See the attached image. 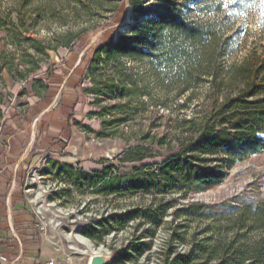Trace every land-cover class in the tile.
<instances>
[{
  "label": "trees",
  "instance_id": "16d2710c",
  "mask_svg": "<svg viewBox=\"0 0 264 264\" xmlns=\"http://www.w3.org/2000/svg\"><path fill=\"white\" fill-rule=\"evenodd\" d=\"M122 1L13 0L0 6L6 42L0 50V103H5L4 70L28 80L49 51L73 50L100 20L115 18ZM130 5L136 16L128 28L94 50L85 91L101 110L90 115L101 117L100 137L129 139L123 126L148 119L151 109L152 127L164 131H143L140 144L119 157L121 163H141L128 173L110 165L89 174L52 162L56 176L110 198L113 210L81 233L99 242L133 223L131 241L113 263H136L168 226L159 264H264V195H248L230 206L191 202L173 212L183 224L166 220L171 195L221 185L228 170L264 153V51L256 45L236 57L241 34H228L234 16L249 15L259 0H130ZM52 24L59 28L51 35H33L51 31ZM48 81L33 78V93L45 98ZM141 192L155 194L150 205L117 209L123 204L118 196ZM200 219L207 224L193 227ZM180 244L187 245L184 252Z\"/></svg>",
  "mask_w": 264,
  "mask_h": 264
},
{
  "label": "rangeland",
  "instance_id": "374dc122",
  "mask_svg": "<svg viewBox=\"0 0 264 264\" xmlns=\"http://www.w3.org/2000/svg\"><path fill=\"white\" fill-rule=\"evenodd\" d=\"M184 1L190 4L192 0ZM11 2L13 0H0V6L5 9ZM134 16L136 15L130 0H123L120 12L115 18L100 20V26L86 35L73 50L59 48L49 51L50 57L42 62L41 69L31 73L28 80L14 79L6 70L2 73L5 103H0L3 111V116L0 115V157L6 158L14 153L18 155L25 150L37 160L34 165L29 163L28 159L25 161L16 171V182L17 186L22 188L21 194H29L32 206L38 214L36 217L43 224L47 235L55 241L50 243V248L56 252L54 259L58 264H89L92 254L77 249H82V246L74 239L72 232L79 230L83 235L80 231L83 226L107 216L113 207L108 203L110 198L90 191L86 183L80 187L65 175L56 176L52 162L68 164L89 174H93L95 170L102 171L110 165L128 173L133 166L141 163H121L119 157L128 148L140 144L143 131L150 132L151 135L164 131V127H152L155 114L151 109L148 119L123 126V131L129 139L100 137L97 134L101 130V117L90 115L91 112L101 110L94 105L93 95L85 91V88L90 86L86 74L94 50L115 34L124 32ZM50 28L51 31L41 29L33 35L44 38L59 27L52 24ZM234 32L240 33L243 41L242 48L235 53L236 57L249 52L256 45L259 51H264V7L261 4L256 6L249 15L236 14L228 34ZM3 38L5 34L0 33V50L6 44ZM36 77L49 79L50 90L43 99L36 96L32 90V79ZM150 149L154 152L155 145H151ZM38 154L40 155L37 156ZM154 161H160V158L146 162ZM9 173L13 176L15 174L8 164H4L0 159V182L2 179L7 180ZM68 190H71V193H68ZM248 195H264V153L254 155L228 170L221 185L191 192L187 196L178 193L171 195L169 199L173 204L166 220L176 218L173 212L191 202L230 206ZM154 197L155 194L142 192L131 197L118 196L123 204L117 209L147 206L152 203ZM176 219L182 224L185 222L181 216ZM207 222V219H200L194 222L193 227L205 226ZM133 229L131 223L126 230L111 233L99 242L83 236L89 238L97 247L102 246L111 256H115L120 249L128 247ZM168 230V226L159 230L151 249L136 263L126 261L111 264H159L161 259L158 251ZM186 248V244H180L178 250L184 252Z\"/></svg>",
  "mask_w": 264,
  "mask_h": 264
},
{
  "label": "crops",
  "instance_id": "0c3cea01",
  "mask_svg": "<svg viewBox=\"0 0 264 264\" xmlns=\"http://www.w3.org/2000/svg\"><path fill=\"white\" fill-rule=\"evenodd\" d=\"M33 156L22 150L18 155L0 157L15 172L0 182V252L8 258L2 261L4 264H47L56 253L50 248V243L55 241L36 217L29 194H21L22 188L16 182V171L27 159L33 165L36 163Z\"/></svg>",
  "mask_w": 264,
  "mask_h": 264
},
{
  "label": "bare ground",
  "instance_id": "6f19581e",
  "mask_svg": "<svg viewBox=\"0 0 264 264\" xmlns=\"http://www.w3.org/2000/svg\"><path fill=\"white\" fill-rule=\"evenodd\" d=\"M72 235H73L74 239L78 242V244H80L82 246V249L77 248V249L81 250L82 252L88 251L91 254H93L95 252H100L103 250L102 246L97 247L89 238L81 235L77 231H73Z\"/></svg>",
  "mask_w": 264,
  "mask_h": 264
},
{
  "label": "water",
  "instance_id": "95a60500",
  "mask_svg": "<svg viewBox=\"0 0 264 264\" xmlns=\"http://www.w3.org/2000/svg\"><path fill=\"white\" fill-rule=\"evenodd\" d=\"M79 233V230H77ZM115 256H111L108 251L103 249L100 252H95L91 255L89 264H111Z\"/></svg>",
  "mask_w": 264,
  "mask_h": 264
},
{
  "label": "built area",
  "instance_id": "2783aa9c",
  "mask_svg": "<svg viewBox=\"0 0 264 264\" xmlns=\"http://www.w3.org/2000/svg\"><path fill=\"white\" fill-rule=\"evenodd\" d=\"M7 259H8L7 256H5L0 252V260H1L0 264H4L2 263V261H7ZM47 264H58V262L56 259H50L48 260Z\"/></svg>",
  "mask_w": 264,
  "mask_h": 264
},
{
  "label": "snow or ice",
  "instance_id": "6c2138e0",
  "mask_svg": "<svg viewBox=\"0 0 264 264\" xmlns=\"http://www.w3.org/2000/svg\"><path fill=\"white\" fill-rule=\"evenodd\" d=\"M232 2H236V0H232ZM262 7H264V0H259Z\"/></svg>",
  "mask_w": 264,
  "mask_h": 264
}]
</instances>
